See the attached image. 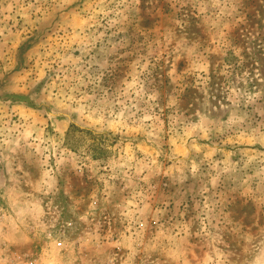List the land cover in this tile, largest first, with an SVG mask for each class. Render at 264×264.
Listing matches in <instances>:
<instances>
[{"label": "rangeland", "instance_id": "rangeland-1", "mask_svg": "<svg viewBox=\"0 0 264 264\" xmlns=\"http://www.w3.org/2000/svg\"><path fill=\"white\" fill-rule=\"evenodd\" d=\"M0 143V264H264V0H0Z\"/></svg>", "mask_w": 264, "mask_h": 264}, {"label": "crops", "instance_id": "crops-1", "mask_svg": "<svg viewBox=\"0 0 264 264\" xmlns=\"http://www.w3.org/2000/svg\"><path fill=\"white\" fill-rule=\"evenodd\" d=\"M11 141V139H9ZM0 148H2L4 150L5 146H3V144L0 143ZM14 159H11V155H5L4 153L0 152V176L2 175V171H6L8 169V176H16L18 175L17 173H19V168L18 165L16 164L18 160H20V158H17V155L14 154ZM10 162H12V164H10ZM15 164V165H13ZM8 165H12L11 168L8 167ZM13 171V172H11ZM6 187L8 188H16V185H14L13 183H11V181L6 184Z\"/></svg>", "mask_w": 264, "mask_h": 264}]
</instances>
